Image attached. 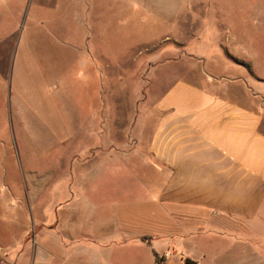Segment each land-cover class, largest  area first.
I'll use <instances>...</instances> for the list:
<instances>
[{"label": "rangeland", "instance_id": "374dc122", "mask_svg": "<svg viewBox=\"0 0 264 264\" xmlns=\"http://www.w3.org/2000/svg\"><path fill=\"white\" fill-rule=\"evenodd\" d=\"M13 2L17 34L0 59V264H185L143 162L155 104L173 82L210 76L264 112V0H179L172 20L118 0ZM122 222L168 239L94 234ZM179 248L236 264L226 240Z\"/></svg>", "mask_w": 264, "mask_h": 264}, {"label": "crops", "instance_id": "0c3cea01", "mask_svg": "<svg viewBox=\"0 0 264 264\" xmlns=\"http://www.w3.org/2000/svg\"><path fill=\"white\" fill-rule=\"evenodd\" d=\"M13 1L0 0V59L8 55L7 41L17 34L19 12H12ZM118 1L134 9V15L140 8L159 7L169 20L174 8L181 7L179 0L175 5L174 0ZM203 80V85L175 81L155 104L149 155L143 162H150L161 180L156 203L174 218V250L185 264H203L206 256L196 259L178 252L179 243L204 237L236 244V264H264V112L257 104H242L220 80ZM127 226L108 223L101 233H93L107 243L144 233L155 237L153 245L168 239L149 232L131 236ZM141 246L146 245L123 249L133 247L139 253Z\"/></svg>", "mask_w": 264, "mask_h": 264}, {"label": "trees", "instance_id": "16d2710c", "mask_svg": "<svg viewBox=\"0 0 264 264\" xmlns=\"http://www.w3.org/2000/svg\"><path fill=\"white\" fill-rule=\"evenodd\" d=\"M248 66H249V65H248ZM154 257H155L156 260H158V257H157V255H156V253H154Z\"/></svg>", "mask_w": 264, "mask_h": 264}]
</instances>
